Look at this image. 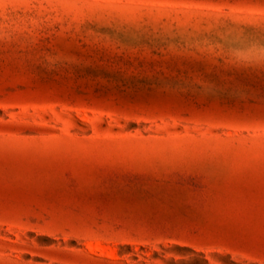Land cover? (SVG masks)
Wrapping results in <instances>:
<instances>
[{
  "label": "rangeland",
  "instance_id": "1",
  "mask_svg": "<svg viewBox=\"0 0 264 264\" xmlns=\"http://www.w3.org/2000/svg\"><path fill=\"white\" fill-rule=\"evenodd\" d=\"M0 264H264V0H0Z\"/></svg>",
  "mask_w": 264,
  "mask_h": 264
}]
</instances>
